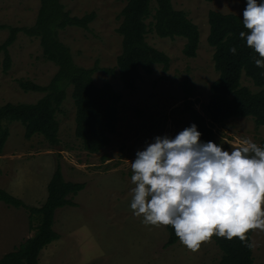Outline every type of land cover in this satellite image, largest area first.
Segmentation results:
<instances>
[{
	"label": "rangeland",
	"instance_id": "374dc122",
	"mask_svg": "<svg viewBox=\"0 0 264 264\" xmlns=\"http://www.w3.org/2000/svg\"><path fill=\"white\" fill-rule=\"evenodd\" d=\"M61 1L74 16L97 13L88 31L70 27L60 32V39L70 47L77 65L90 69L99 63L102 70L94 75L97 87L109 83L123 98L119 104L117 132L111 136L110 146L99 154L87 153L75 135L76 108L72 88L57 116L59 146L51 147L42 136L27 140L21 123L7 124L10 137L0 156L1 189L15 193L17 198L21 195V200L35 207L33 197L26 194L38 192L37 199L43 200L57 165L61 166L67 182L86 186L72 197L75 207L57 211L53 229L60 239L42 251L39 264H217L222 253L212 239L202 242L195 252L180 241L166 248L169 239L166 226H146L142 223L143 217L133 215L130 202L131 189L135 185L131 182V161L136 151L153 137L174 136L192 124L184 112L187 101H192L203 115L210 100L211 85L219 78L213 60L214 50L207 40L209 12L242 17L246 0L212 3L172 0L174 9L186 12L199 29L197 56L188 58L183 54L187 42L184 38L164 39L150 33L147 42L170 57V68L164 72L162 65L154 66L153 74H143L134 92L124 89L118 73L111 75L105 71L116 68L122 52V38L117 30L125 3L119 0ZM40 5L41 0H0V45L9 35L8 27L33 26ZM10 54L13 64L8 73L3 72L4 57L0 56L1 104L36 103L44 95L24 92L19 81L30 80L47 86L57 73V66L44 59L38 39L23 33L10 48ZM242 85L252 92L259 91L245 76ZM215 132L225 148H230L225 142L239 147L244 140L264 147V127L256 128L251 118L231 119L215 126ZM29 219L26 209L0 201V244L4 246L0 255L11 252L21 243L25 226V230H29ZM34 225L37 226V222ZM32 231L30 223L27 238L34 236L35 231ZM252 244L254 264H264V231L255 229Z\"/></svg>",
	"mask_w": 264,
	"mask_h": 264
},
{
	"label": "trees",
	"instance_id": "16d2710c",
	"mask_svg": "<svg viewBox=\"0 0 264 264\" xmlns=\"http://www.w3.org/2000/svg\"><path fill=\"white\" fill-rule=\"evenodd\" d=\"M119 1L125 3L120 14L121 25L117 30L122 38V52L117 58L116 68L105 71L111 75L118 73L125 90L136 91L143 74L152 75L154 66L162 65L164 72L169 71L171 59L147 42L150 33L164 39L184 38L187 42L183 54L188 58L197 56L199 29L186 12L174 9L172 0ZM206 1L212 3L216 0ZM96 18L95 12L82 17L72 15L61 0H41L33 26L7 28L9 35L0 45L4 73L12 68L10 48L21 33L38 39L44 59L55 64L58 70L47 86L30 80L19 81L24 92L44 95L36 103L2 105L0 102V156L10 137L8 123H21L27 140L42 136L51 147L59 146L60 122L57 116L70 88L76 108L75 135L83 149L94 155L110 146L111 136L116 134L119 125V104L123 95L109 83L97 87L94 75L102 70L99 63L90 69L77 65L70 47L60 39V32L70 27L88 31ZM208 20L210 31L207 40L214 50L213 60L219 78L211 85L210 100L204 107L203 115L196 110L192 101L186 102L184 112L198 126L202 141L211 140L219 144L222 141L217 138L215 126L224 125L231 119L251 118L256 128L264 127V69L255 66L254 58H258V54L247 47L246 41L239 36L241 31H247L241 16L210 11ZM231 47L236 48L235 54L229 51ZM244 76L259 89L258 92H252L242 85ZM85 187V184L67 182L61 166L57 165L47 187V200L41 207L29 206L0 188V201L17 209H26L30 215L31 229L35 231L32 238L0 259V264H39L42 251L60 239L53 229L57 211L64 207H75L72 197ZM166 229L169 239L165 247L168 248L176 245L179 239L171 226H166ZM254 231L249 230L244 241L236 237L227 239L212 235L210 239L222 253L217 264H254Z\"/></svg>",
	"mask_w": 264,
	"mask_h": 264
},
{
	"label": "clouds",
	"instance_id": "9594fccd",
	"mask_svg": "<svg viewBox=\"0 0 264 264\" xmlns=\"http://www.w3.org/2000/svg\"><path fill=\"white\" fill-rule=\"evenodd\" d=\"M242 23L239 36L264 69V0H246ZM201 136L195 123L157 135L131 161L133 215L146 226H171L193 252L214 234L244 241L249 230L264 231V147L244 140L225 148Z\"/></svg>",
	"mask_w": 264,
	"mask_h": 264
},
{
	"label": "crops",
	"instance_id": "0c3cea01",
	"mask_svg": "<svg viewBox=\"0 0 264 264\" xmlns=\"http://www.w3.org/2000/svg\"><path fill=\"white\" fill-rule=\"evenodd\" d=\"M47 187H48V186H47ZM9 193H11L12 195L15 196V193H13V192H9ZM42 193H44V192H42ZM32 194H33V195H32ZM26 195H27V196H30V195H31V196L33 197L32 200H33V205H35V207H40L42 204H44L45 201L47 200V197H48V194H47V196H46V194L44 193V194H43L44 199L39 201V200L37 199V196L39 195L38 192H33V193H29V192H28ZM20 198H21V195H20ZM22 200H23V199H22ZM23 201H24V200H23ZM24 202H25V201H24ZM19 216H20V215H19ZM22 218H23L24 221H25V217H22ZM27 225H28L29 230H28V229L25 230V229H26V226H25L24 231H23V234L21 235V236L23 237L22 240H21V243H20L19 245L16 244V245H15V248H14L11 252H13L16 248H18V246H20V245L22 244V242L26 241V239L31 238V237H28V238H27V234L30 232V219L27 220ZM32 232H34V230H33ZM28 235H29V234H28ZM3 248H4V246L0 244V252H2ZM11 252H9V253H11ZM6 254H8V253H3V255H0V259H2Z\"/></svg>",
	"mask_w": 264,
	"mask_h": 264
}]
</instances>
